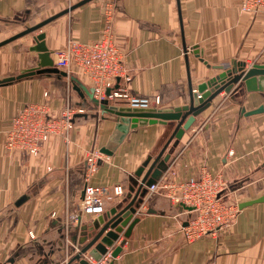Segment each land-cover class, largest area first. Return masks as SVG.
Here are the masks:
<instances>
[{"label":"crops","instance_id":"obj_1","mask_svg":"<svg viewBox=\"0 0 264 264\" xmlns=\"http://www.w3.org/2000/svg\"><path fill=\"white\" fill-rule=\"evenodd\" d=\"M114 1L115 41L127 53L131 75L127 87L152 99L159 95L161 102L156 106L160 108L187 103L190 86L195 91L201 82L222 72V65L264 64V8L244 11L239 0ZM65 2L0 0V28L6 30L22 14L41 17L45 11L49 17L65 9ZM106 23L102 5L92 0L41 30L52 53L65 46L68 38H100ZM19 41L0 47V80L18 76L34 59V67L38 64V53L32 58ZM73 77L79 86L92 88L78 73H41L0 83V264L70 260L90 240L93 230L88 228L85 239L84 226L128 197L131 176L165 132L161 123L131 128L110 159L101 160L88 178L91 184L121 183L125 193L107 201L102 214L84 216L81 224H72L84 195L86 156L106 147L118 121L116 114L95 104L83 87V95L76 90ZM239 84L230 92L221 91L183 138L169 145L167 169L157 183H180L208 170L229 184L230 199L238 204L264 196V110L252 115L243 112L264 105V91H248ZM69 96L86 109L75 116L69 138L51 135L37 156L5 148L10 118L22 106L47 99L59 110ZM110 103L128 105L123 99ZM188 211L171 200L166 190L151 193L148 188L134 216L139 221L129 237L121 233L109 248L112 251L125 240L121 253L108 264H264V201L239 207L232 224L192 242L182 233L186 219L193 216Z\"/></svg>","mask_w":264,"mask_h":264},{"label":"built area","instance_id":"obj_2","mask_svg":"<svg viewBox=\"0 0 264 264\" xmlns=\"http://www.w3.org/2000/svg\"><path fill=\"white\" fill-rule=\"evenodd\" d=\"M244 11H257L264 8V0H239ZM106 15V26L100 38L93 41H80L68 38L65 46L52 51L55 66L70 73H78L89 80L94 97L109 102L123 99L130 106L149 107L159 105V95L153 99L129 91L127 83L131 80L127 66V53L115 41L114 10L116 2L105 0L102 4ZM44 96L49 97L45 91ZM86 109L74 104L72 96L67 97L64 105L55 109L49 100L29 102L10 118L6 129L5 148L9 151L24 150L33 156L40 154L43 144L51 135H64L74 127L77 114ZM110 154L101 149H93L86 156V183L79 211L71 217V223H82L84 216H98L105 211L106 202L123 195L125 188L121 183L110 185L91 184L88 181L101 160H109ZM229 184L220 176L203 170L197 177L192 176L180 183H155L149 187L151 193H161L171 200L191 206L198 216L182 226L185 239L192 242L207 235H215L222 227L232 224L239 205L221 204V196L229 190ZM55 215V213H53ZM108 250L99 260L90 256L91 264H108L112 257ZM3 264H9L4 262Z\"/></svg>","mask_w":264,"mask_h":264},{"label":"water","instance_id":"obj_3","mask_svg":"<svg viewBox=\"0 0 264 264\" xmlns=\"http://www.w3.org/2000/svg\"><path fill=\"white\" fill-rule=\"evenodd\" d=\"M90 1L92 0H80L0 41L1 47L31 32L40 31L34 36L35 43L31 47L32 50L38 53L39 60L37 66L26 68L16 77L4 78L0 80V83L41 73H57L67 76L68 73L66 71L54 65L51 52L46 45V33L41 29L58 17ZM195 53L199 55L198 50ZM220 68L223 69L222 72L201 82L195 91H193L192 85L190 86V96L187 103L172 108H160L156 105L149 107L118 105L111 104L107 99L98 101L94 97L93 88L88 89L82 84L79 86L77 84L78 79L73 77L74 88L76 90L83 95L81 91V87H83L95 104L99 105L103 111L112 112L118 116V121L115 124L109 141L106 147L102 149L105 153H112L123 141L131 128L147 123H161L165 125L166 129L153 150V153L144 160L131 176L128 197L119 201L116 206L110 208L104 215H100L92 223L84 226L85 239L88 238V228L91 231L93 230L91 234L89 233L91 236L90 240L64 264H91L86 254L99 260L108 252L110 247H113L121 233L124 234L125 238L131 235L134 225L139 221V217L134 216L144 202L148 188L157 183L162 172L167 169V161L170 158V153H166V150L169 145L172 142L176 145L183 138L185 131L191 127L196 116L207 109L212 104V100L221 91L225 90L226 92H230L235 83L238 82L240 86H245L248 91H264V64L257 63L248 67L246 62L233 61L232 64L222 65ZM263 110L264 105H261L258 108L248 111L244 108L243 112L246 115H252ZM133 192L134 194H132ZM261 201H264V196L240 202L239 207L242 209ZM185 207L189 210L192 209L191 206L185 205ZM124 241L113 248L111 252L112 257H116L121 253Z\"/></svg>","mask_w":264,"mask_h":264},{"label":"rangeland","instance_id":"obj_4","mask_svg":"<svg viewBox=\"0 0 264 264\" xmlns=\"http://www.w3.org/2000/svg\"><path fill=\"white\" fill-rule=\"evenodd\" d=\"M96 1H99L100 2V6H101L102 5V2L105 1V0H96ZM75 2H77V1L76 0H66L64 6L67 8L70 5L74 4ZM42 14L43 15L41 17H43V18L36 17V16H32L31 14L30 15L29 14H22L21 18H14V20L12 21L11 24H7V26H5L6 27V30H2V29H5L4 27H1L0 28L2 30V32L0 31V39L5 38V37L8 38V37L16 34L17 32H20V31L24 30L25 28L34 25L33 23H35L37 21V19H39V18H41V20L39 19L40 21L44 20V16H45V18H47L46 16H47L48 12L43 11ZM38 32H40V31H38ZM38 32L37 31L36 32H31V33H29L27 35H24V36H22V37L19 38L21 40V41H19V42H21L20 44L22 45V42L24 43L23 44V50H24V52H27V53L29 52L30 54H32L31 57L32 56L35 57L34 54L37 55V51L32 50L31 47L35 43L34 36ZM19 39H16V40H19ZM37 57H38V55L36 56V59H37ZM32 62H33L32 63L33 65H31L30 67H34V65H36L35 59ZM232 193L233 192L231 191V189L229 187V190L227 191V193H224L221 196V204H228V205H230V204H237L236 201H234L233 199L232 200L230 199V196L229 195L232 194ZM188 212H193V216L192 217H189L188 219H186L185 223L188 220L195 219L198 216V213L195 212V211H190L189 210Z\"/></svg>","mask_w":264,"mask_h":264}]
</instances>
